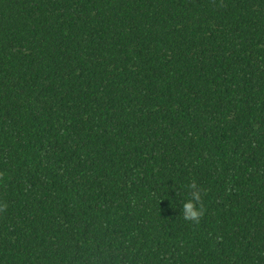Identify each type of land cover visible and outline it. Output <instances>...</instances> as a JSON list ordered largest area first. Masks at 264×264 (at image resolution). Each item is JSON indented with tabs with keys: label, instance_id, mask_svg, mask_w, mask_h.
<instances>
[{
	"label": "trees",
	"instance_id": "16d2710c",
	"mask_svg": "<svg viewBox=\"0 0 264 264\" xmlns=\"http://www.w3.org/2000/svg\"><path fill=\"white\" fill-rule=\"evenodd\" d=\"M0 264H264V0H0Z\"/></svg>",
	"mask_w": 264,
	"mask_h": 264
},
{
	"label": "clouds",
	"instance_id": "9594fccd",
	"mask_svg": "<svg viewBox=\"0 0 264 264\" xmlns=\"http://www.w3.org/2000/svg\"><path fill=\"white\" fill-rule=\"evenodd\" d=\"M192 191L190 198L183 203L182 217L186 221L199 222L200 217L203 215V207L201 201L200 190L197 189L196 183L193 181L188 185Z\"/></svg>",
	"mask_w": 264,
	"mask_h": 264
}]
</instances>
